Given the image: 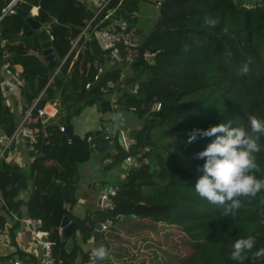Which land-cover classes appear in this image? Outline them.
<instances>
[{
	"label": "trees",
	"instance_id": "obj_1",
	"mask_svg": "<svg viewBox=\"0 0 264 264\" xmlns=\"http://www.w3.org/2000/svg\"><path fill=\"white\" fill-rule=\"evenodd\" d=\"M140 1L110 0L95 17L96 8L89 1L25 0L22 7L39 22L48 23L58 65L64 60L61 73L51 82L55 68L43 59L37 34H28L31 27L25 17L17 13L2 22L5 44L0 45L1 63L22 65L26 109L38 98L28 122L37 130L38 151L32 152L35 160L29 170L0 158V226L5 225L2 211L22 216L20 208L25 204L29 216L42 219L55 241L54 264H75L81 250L77 243L71 250L66 248L68 241L62 240L60 227L64 216L74 217L64 202L63 189H74L77 163L91 155L87 137L92 135L100 146H112L101 135L102 130L85 138L74 134L70 141L60 127L71 125L72 117L83 108L77 106L81 103L97 104L101 114L112 110L103 88L110 79L119 83L127 60L113 65L95 84V61L101 55L93 52L91 43L97 31L113 28L117 22L137 28ZM3 5L0 0V12ZM206 17L219 23L214 28L206 26ZM93 18L79 42L84 41L86 47L73 62L76 47L72 49V42ZM143 36V45L121 48L124 58L132 51L134 59L124 78L127 88L117 89L121 94L116 101L124 111L135 107L133 113L142 122L132 130L137 143L131 153L138 168L129 169L117 186L113 210H96L95 219L90 215L74 217L79 221L77 228L86 240L97 222L115 218L111 229L98 232L97 238L110 256L125 247L131 257L128 262L137 258L138 264H240L230 258L235 240L252 235L257 241L253 251L264 247V192L255 198H241L244 207L234 218L223 216L220 206L210 204L195 191V182L203 174L198 166L205 161L195 159L194 154L215 137L187 141L188 133L197 128L206 130L228 120L233 126L247 125L250 115L264 119V0H163L155 28ZM185 45L188 51L183 50ZM4 52L9 55L6 59ZM171 52L175 55L169 57ZM245 63L251 70L241 76L239 70ZM76 78L82 80L80 90L75 86ZM88 82H93L92 87L86 88ZM134 83L140 84L136 94L130 90ZM47 103L57 106L56 118L46 125L39 118L33 121L37 109ZM157 103H161L160 110L154 108ZM17 124L14 112L5 104L0 78V128L11 136ZM260 144L264 145V135ZM256 155L259 168L255 174L264 179V151ZM28 189L32 190L24 200L21 194ZM134 220L141 229L133 228ZM136 237L131 244V238ZM152 244L162 256L157 250L152 257L145 256L143 248ZM247 256L243 264H264V259L254 260L251 253ZM89 260V253L82 252V264ZM99 264L115 263L106 259Z\"/></svg>",
	"mask_w": 264,
	"mask_h": 264
},
{
	"label": "crops",
	"instance_id": "obj_2",
	"mask_svg": "<svg viewBox=\"0 0 264 264\" xmlns=\"http://www.w3.org/2000/svg\"><path fill=\"white\" fill-rule=\"evenodd\" d=\"M97 1H89V2L93 4L95 8H97V3H98ZM161 1L163 0H157V6L159 8L161 5V4L159 5V3H161ZM37 11L38 9L37 7H35L34 12H37ZM46 29L50 31L48 26L46 27ZM137 29L143 35H148L144 33L143 31H141V29L138 26H137ZM35 33L37 34V32ZM95 37L96 39L92 41V43L98 42V40L100 39L97 32H96ZM92 43H91V48H92ZM85 45L86 44L83 41L76 46L75 48L76 54L73 58V62L77 61V56L80 53V51L85 49L86 47ZM99 50H100V53L97 55H101V57H98L96 59L95 64L96 63L100 64L101 66L105 68L107 72L108 69H110L113 65H116V64L110 59L109 57L110 55L107 52H104L102 50V44L99 46ZM8 56L9 55L7 54V56L3 58L6 59ZM42 57L43 59L47 60L45 56L43 55V52H42ZM104 57L107 58L106 59L107 64H106V61L104 60ZM55 59L57 60L56 54H55ZM47 62L49 63L48 60ZM124 67H126V69L122 71L121 78L123 79L125 78L127 74L131 72L129 69H127L126 65H124ZM13 68L20 70L22 73V70H23L22 65L15 64L13 65ZM0 78H1V91L4 97V100H5V104L8 105L11 108V110L14 112L16 119L18 121V124H19L21 119L24 117V115L28 111V108L26 109L27 98L25 99V97H23L22 95L23 86H9L7 84L8 76L2 72L1 68H0ZM79 85H82V80L80 78H76L75 86H77V90H80ZM43 93L44 91L40 95H42ZM120 94L121 93L116 90L110 93L109 92L105 93V96L106 98L110 99L111 106H112L113 101L114 100L117 101V97ZM47 104H52V103H47ZM81 106H83L82 110L77 115H74L71 119V125L73 126V136L74 134H76L80 136L81 138H85L91 132L95 133L97 131L102 130L101 135H103V138H104L107 128L114 129L115 124L112 120V115L117 111H122L125 114V120L123 123L124 127H128L131 130H133V129L141 127L142 125L141 120L133 113L135 110L133 111L131 110V108L129 111H124L120 106V110L112 109L110 112L101 114L97 104L82 105L81 103ZM55 118L56 117H54L53 119ZM37 119L38 118L34 119L33 121H36ZM51 120L52 119H50L49 121ZM49 121L47 123H49ZM41 123H42V120H41ZM46 124H43V125H46ZM107 132L111 134V139H105V138L104 139L106 141H109L110 142L109 144L112 145L109 147L100 146L98 145L97 141H95L96 147H93L91 143L88 141V137H87V141L89 142L90 148H91V155L88 160L77 163V172H78L77 182L74 183V189H72L73 200H72L71 209H70V212L74 217L83 219V218H87V216L90 215L95 219L96 210H100L98 206V199H99L100 191L106 188H111V187L116 189L119 183L125 179L127 175V171L129 170L124 167V162L126 161L127 156L122 155V153L125 151L121 149L122 147L119 144V135L117 133H113V131H107ZM4 136H7V135L0 128V158H1V151H2V147L4 143ZM93 151L99 152L101 154L106 153L104 157L102 156L103 158H100L101 165L99 164L98 157L93 154ZM32 152L33 151L29 149L26 141L22 139H17V141L13 144V147L11 148V150L8 151L4 157L7 161L18 163L24 169L29 170L31 167V164L35 160V155ZM120 152L122 153L119 154ZM120 155L122 157L119 158ZM101 168H104L107 174H110V171H113L114 175L117 176L118 184L111 183L108 180L107 176L106 178H102V176H100ZM31 190L32 189L25 190L21 194V197L24 200L28 198ZM20 210H21L22 216L21 215L19 216L17 213L16 214L19 216V218H21V220L26 217H30L27 212V207L25 204L22 205ZM1 213L5 215V225L4 227L0 226L3 229V231L0 233V264H14L15 261H20L21 264H54V259L45 258L44 250L42 246H40L39 244H37L36 242L32 240L30 228L25 223H23V221L19 219H15L13 215V213L15 212L9 210V213H4V211H2ZM74 217L72 219H76ZM97 223H100V221ZM60 229L62 228L60 227ZM98 232H102V231H99L95 227V231H93L92 235L88 237L86 240H84L83 236L81 235L80 229L76 228L74 235L66 244V248L68 250H71L75 243H77L81 247L79 256L75 264H82V252L84 253L89 252V258H90L89 262H86L84 264L94 263L93 257H92V250L94 248L101 246V244L99 245L97 244V242H99L97 238ZM60 234H61V231H60Z\"/></svg>",
	"mask_w": 264,
	"mask_h": 264
},
{
	"label": "clouds",
	"instance_id": "obj_3",
	"mask_svg": "<svg viewBox=\"0 0 264 264\" xmlns=\"http://www.w3.org/2000/svg\"><path fill=\"white\" fill-rule=\"evenodd\" d=\"M218 19L206 17L204 24L215 27ZM184 51L189 50L185 45ZM247 63L239 70V75L244 76L250 72ZM116 126H121L125 120V114L117 111L112 115ZM264 135V119L256 115L248 117V124L233 126L228 120L208 129H194L188 133V143L194 142L198 137H215L207 147L194 154L195 159L204 160L205 163L198 166V171L203 174L195 182V191L199 197L206 199L210 204L220 206L225 217H235L238 211L244 207L241 198H255L264 192V179L256 176L259 168L257 155L264 151V145L260 144ZM264 217V212L261 213ZM264 223V219L261 221ZM257 241L252 235L239 238L231 246L230 258L243 264L251 253L252 258L264 259V247L253 251ZM92 255L103 261L109 256V250L99 246L92 250Z\"/></svg>",
	"mask_w": 264,
	"mask_h": 264
},
{
	"label": "built area",
	"instance_id": "obj_4",
	"mask_svg": "<svg viewBox=\"0 0 264 264\" xmlns=\"http://www.w3.org/2000/svg\"><path fill=\"white\" fill-rule=\"evenodd\" d=\"M82 1H97V0H82ZM110 0H98L97 2V8H96V14L95 17L100 14V12L107 6ZM24 0H11V2L4 6L0 12V45L4 46L5 40L3 39V28H2V22L5 17L8 15H13L18 13V8L22 7ZM161 3H159L160 5ZM94 17V18H95ZM94 18L89 22V24L84 28L82 33L73 40V46L72 49L75 48L79 42L81 37L87 34L88 27L94 20ZM50 33V31H49ZM97 34L102 42V50L104 52H107L110 56V59L115 63H122L127 60V65H130L132 60L134 59V55L132 51H130L126 58L122 56V46L125 48L133 49L137 48L141 45H143L144 42V36L141 35L137 28H129L128 24L126 22H117L115 27L110 29H104L97 31ZM50 40H54V36L50 33ZM5 53V52H4ZM7 54H4V57H6ZM146 58H149V54H146ZM64 61H62L59 65L57 64L56 67H54L53 75L49 82L53 80V78L61 73V68ZM97 72L94 77V81H100L101 78L105 75L106 70L103 66L96 63ZM0 68L3 73H5L8 76V82L7 84L9 86H24L26 84V80L23 78L22 73L20 70L14 69L12 66H10L9 63H1L0 59ZM93 82H88L86 84V88L92 87ZM125 89L127 88V85L123 78L119 80V83L110 79L106 82L105 87L103 88V91L105 93L107 92H113L117 89ZM140 88L139 83H134L131 85L130 90L133 94L138 93ZM38 102V98L34 100L33 104L30 106L24 117L19 122L18 126L16 127L15 131L11 136H4V143L1 151V157H4L8 151L11 150L13 147V144L17 141V139H22L26 141L29 149L33 152H37V143H38V137H37V130L32 128L28 125V122L31 120L33 116V110L36 108ZM113 110H120V105L116 102V100L113 101L112 104ZM161 103H157L156 109L160 110ZM38 115L37 118H40L42 120L43 124H46L50 119H53L56 117L58 113V109L56 105L53 104H46L44 107L37 109ZM131 110H136L135 107L131 108ZM62 131L66 130L65 126L60 127ZM107 131H113V133H117L121 139H122V149L127 153L126 161L130 165H136L138 166V161L136 157L131 153L132 147L136 145L137 140L132 134V130L128 127L116 126L114 125V129H106V133L104 135L105 139H111V134ZM71 141V140H70ZM88 141L91 143L93 147H96L95 138L90 135L88 136ZM71 143V142H70ZM57 182L62 185L63 187L66 186V182L63 180H57ZM117 195V189L115 188H106L104 190L100 191L99 199H98V206L100 208V211L107 212L108 210H113L116 206V203L114 201L115 197ZM15 219L21 220L19 216L16 213H13ZM23 223H25L31 231L32 240L42 246L44 250V257L47 259H53V247L55 245V241L51 239V233L49 230L44 228V222L40 218H33V217H26L22 219ZM115 218L108 217L104 221H100L101 224V231L105 232L111 229V227L114 225ZM62 229H60L61 231ZM3 231V229L0 227V233ZM14 264H21L20 261H15Z\"/></svg>",
	"mask_w": 264,
	"mask_h": 264
},
{
	"label": "water",
	"instance_id": "obj_5",
	"mask_svg": "<svg viewBox=\"0 0 264 264\" xmlns=\"http://www.w3.org/2000/svg\"><path fill=\"white\" fill-rule=\"evenodd\" d=\"M4 1V6H7L11 0H3ZM18 13L23 15L27 21V23L30 25L31 30L29 31V34L33 32H37V36L39 38V41L41 43V47L43 50V55L45 58L49 61L51 67H56L57 66V60L55 59V53L53 49V42L50 40V33L46 29L48 26V23H41L37 19H35L29 11L24 9L23 7L18 8ZM102 44L101 39L98 40V42H93L92 43V48L96 54L100 53L99 46ZM103 54V52H102ZM116 65L119 63L115 62ZM97 84V82L95 83ZM78 107H81V104L77 105ZM157 104L154 105V108H156ZM66 135L69 140L73 139V126L68 125L66 127ZM119 144L122 145V139L119 136ZM73 152V146H70V151L69 154L71 155ZM124 167L126 169H137L138 167L136 165H129L127 161L124 162ZM113 188V187H111ZM110 188V189H111ZM63 199L64 202L67 206V208L70 210L71 209V204L73 200V192L72 189H63ZM79 224V221L77 219H72L69 215L64 216L62 223H61V238L64 241H69L72 236L74 235L76 228ZM96 228L101 231V224L97 223Z\"/></svg>",
	"mask_w": 264,
	"mask_h": 264
},
{
	"label": "rangeland",
	"instance_id": "obj_6",
	"mask_svg": "<svg viewBox=\"0 0 264 264\" xmlns=\"http://www.w3.org/2000/svg\"><path fill=\"white\" fill-rule=\"evenodd\" d=\"M159 10H160V8L157 6V0H147V1L142 0V1H140L139 11L137 14V24H138L137 26L141 29V31H143L146 34H149L155 28V25H156V22H157V19L159 16ZM168 55H169V57H172L171 55L174 56L175 52H171ZM179 58L180 57H178L176 59H179ZM106 59L107 58L104 57V60L106 61V64H107ZM162 61H164V59ZM126 66L129 67V65H127V64H126ZM127 69H129V68H127ZM93 154L98 157L99 164L101 165L100 158H103L106 153L101 154L99 152L93 151ZM100 176H102V178H106V176H107L108 180L111 183L118 184L117 176L114 175L113 171H110V174H107V172L104 170V168H101L100 169ZM133 224H134L133 228L141 229V227H142L139 225V222H136L135 220L133 221ZM137 239H138V237L131 238V240H130L131 244H134L135 240H137ZM110 242H112V241L110 240ZM103 243L104 242H102L101 240H99V242H97L98 245L103 244ZM113 245L114 244H111V247ZM151 246L152 247H149V248H146V247L143 248V250H145L144 254L146 257H152L153 255H155L154 253L157 250V246L154 244H152ZM169 248H172V247H169ZM124 250H126L125 247H123L122 249H116V251L113 254H111V256L109 255L104 260L111 259V261L113 260L115 264H131V263L138 264L139 263L140 259H137V258L134 259L132 262H128V259L130 260L131 257L127 256V254ZM169 250H171V249H169ZM171 251H173V250H171ZM157 253L160 256H162V252L160 250H157ZM92 257H93V261H94L93 264H99L101 262L100 260H98L93 255H92ZM165 260L166 261L169 260V257L167 256V254L165 255Z\"/></svg>",
	"mask_w": 264,
	"mask_h": 264
}]
</instances>
